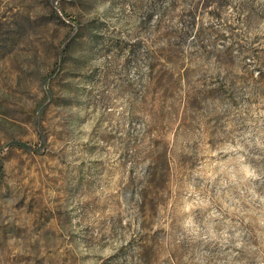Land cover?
<instances>
[{
	"label": "rangeland",
	"instance_id": "obj_1",
	"mask_svg": "<svg viewBox=\"0 0 264 264\" xmlns=\"http://www.w3.org/2000/svg\"><path fill=\"white\" fill-rule=\"evenodd\" d=\"M0 264H264V0H0Z\"/></svg>",
	"mask_w": 264,
	"mask_h": 264
}]
</instances>
